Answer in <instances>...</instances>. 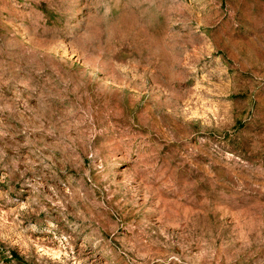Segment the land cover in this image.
<instances>
[{"label":"rangeland","instance_id":"374dc122","mask_svg":"<svg viewBox=\"0 0 264 264\" xmlns=\"http://www.w3.org/2000/svg\"><path fill=\"white\" fill-rule=\"evenodd\" d=\"M0 264H264V0H0Z\"/></svg>","mask_w":264,"mask_h":264}]
</instances>
